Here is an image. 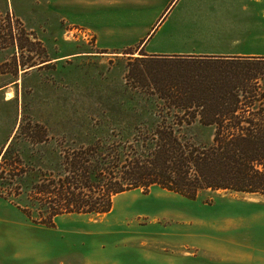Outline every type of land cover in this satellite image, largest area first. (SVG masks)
Returning a JSON list of instances; mask_svg holds the SVG:
<instances>
[{
	"label": "rangeland",
	"instance_id": "obj_1",
	"mask_svg": "<svg viewBox=\"0 0 264 264\" xmlns=\"http://www.w3.org/2000/svg\"><path fill=\"white\" fill-rule=\"evenodd\" d=\"M77 1L83 15L76 13ZM150 1L159 4L163 0H0V23L6 14L16 21L24 45L22 49L16 45L0 49V150L9 131L21 121L25 126L39 122L50 129L48 144L33 147L20 137L14 146L24 162L39 157L42 166L56 161L59 144L97 138L107 143L120 139V133L126 137L123 129L128 125L148 120L142 115L132 117L135 109L143 111L163 103L140 95L141 90L153 91L150 77L143 80L134 75L126 82L129 61L134 68L150 70L159 82L165 75L205 73L210 61L206 57L214 56L211 51L264 48L263 23L250 30L255 38H247L238 37V29H220L206 20L214 17L219 23L220 17L228 16L217 12L218 8L216 13H208L204 7L221 0H170L167 13L147 7ZM67 6L70 12L61 11ZM252 12L264 20V7ZM243 14L247 12H238L239 17ZM107 21L137 26L139 39L127 46L105 44L91 25ZM28 37L43 48L31 45ZM152 47L168 52L151 51ZM140 53L148 57L133 61L143 56ZM27 56L34 59L19 65ZM27 68L31 69L23 71ZM8 94L12 98L5 101ZM78 124L89 130L66 129ZM190 133L191 140L206 143L213 128L195 124ZM1 183L0 179L4 193L13 186ZM9 197L29 204L25 195ZM261 206L264 194L260 193L203 190L195 198H187L157 186L124 191L113 196L111 210L103 215L64 214L55 218L53 227L35 223L30 229L34 246L20 240V250L26 259L28 249L34 248L36 253L30 261L20 263L220 264L218 254L182 244L179 239L188 234L217 238L222 226L240 219L227 212L264 214ZM61 243L65 254L46 259L48 248L59 253Z\"/></svg>",
	"mask_w": 264,
	"mask_h": 264
},
{
	"label": "trees",
	"instance_id": "obj_2",
	"mask_svg": "<svg viewBox=\"0 0 264 264\" xmlns=\"http://www.w3.org/2000/svg\"><path fill=\"white\" fill-rule=\"evenodd\" d=\"M3 20L0 49L11 45L22 49L16 21L8 14ZM27 40L41 46L37 40ZM140 54L133 61L148 57ZM206 58L210 61L205 73L165 75L159 82L150 70L134 68L129 61L126 82L134 75L143 80L150 77L153 91L139 93L163 103L143 111L135 109L132 117L142 115L148 120L132 122L123 129L124 138L120 133V139L107 143L97 138L59 144L53 163L42 166L39 157L23 161L15 142L22 137L33 147L48 144L50 129L39 122L18 123L0 151V179L13 185L5 193L0 188V196L31 222L53 227L60 215H103L111 210L114 195L151 186L187 198L219 189L264 194V56ZM26 59L19 65L34 57ZM195 124L213 128L209 142L190 139L188 133ZM66 129L82 133L89 126ZM11 195H25L29 204L22 205Z\"/></svg>",
	"mask_w": 264,
	"mask_h": 264
},
{
	"label": "crops",
	"instance_id": "obj_3",
	"mask_svg": "<svg viewBox=\"0 0 264 264\" xmlns=\"http://www.w3.org/2000/svg\"><path fill=\"white\" fill-rule=\"evenodd\" d=\"M169 2L170 0H163L159 4H154V2L150 1L147 7L153 6L154 8H157V12L166 9L165 12L167 13L171 7L169 6ZM75 4L77 6V15H83V11L79 9V7L82 8L80 1H77ZM245 6L252 9L246 10L239 8ZM204 7L208 8L206 9L208 13H216L218 8L219 11L217 12L228 14V16L225 15L224 17H220L219 23L214 17L212 19H208L207 17L206 20H209L215 27L219 26L220 29L228 31H231V29H238L236 31H241L238 37L255 38V35L250 34V30L253 28H260L257 24H264V20L252 15V11L264 7V0H221L209 5L205 4ZM66 8L69 9L71 7L67 6L65 9L62 8L61 11L70 12ZM234 12L236 15L231 16L230 14ZM238 12H247V14H243V16L241 15L239 17ZM136 27L137 26L134 25L126 26L119 22L113 23V21H107V23L101 22V25H91V29L100 34L102 42L107 45L121 46L130 45L139 39L140 35L139 31L136 30ZM150 50L155 52H168L154 47L150 48ZM210 54L221 56H264V48L259 49V47H254L252 49L242 50L237 47H226L224 49L222 48L211 51ZM11 98L12 97H6L5 101H9ZM17 126H13L9 131L0 151H2V149L9 143ZM261 208L264 209V206H261ZM230 214H237V218L240 219L232 220V224L228 223L226 227L222 226L219 237H212L213 239H209L194 234H188L186 237L179 239L178 242L182 240V244H187L188 246L194 245L198 249L203 248L213 254H218L221 259L220 264H264V214L227 212V215ZM34 224L35 223L27 219V217L13 203L0 196V264H22L20 262H25V260L30 261L31 257H33L36 252L34 248L28 249L26 253L28 256L26 259L23 256L24 253L20 250V240L28 246H34L36 242L35 237L30 235V229L35 228ZM56 244L58 243L56 242ZM60 246L59 253L53 254L52 246L50 247L49 245V255L46 259H51L54 255L60 256L65 254V249L62 243Z\"/></svg>",
	"mask_w": 264,
	"mask_h": 264
},
{
	"label": "water",
	"instance_id": "obj_4",
	"mask_svg": "<svg viewBox=\"0 0 264 264\" xmlns=\"http://www.w3.org/2000/svg\"><path fill=\"white\" fill-rule=\"evenodd\" d=\"M31 68H33V67H31ZM31 68L24 69L23 71H26V70L31 69Z\"/></svg>",
	"mask_w": 264,
	"mask_h": 264
},
{
	"label": "bare ground",
	"instance_id": "obj_5",
	"mask_svg": "<svg viewBox=\"0 0 264 264\" xmlns=\"http://www.w3.org/2000/svg\"><path fill=\"white\" fill-rule=\"evenodd\" d=\"M134 55H136V54H134ZM9 95V94H8ZM9 97H11V95H9Z\"/></svg>",
	"mask_w": 264,
	"mask_h": 264
}]
</instances>
